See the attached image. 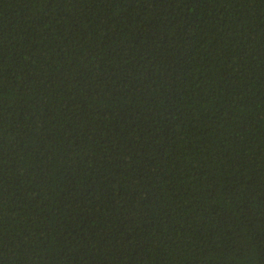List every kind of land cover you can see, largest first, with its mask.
<instances>
[{
	"label": "trees",
	"instance_id": "trees-1",
	"mask_svg": "<svg viewBox=\"0 0 264 264\" xmlns=\"http://www.w3.org/2000/svg\"><path fill=\"white\" fill-rule=\"evenodd\" d=\"M0 264H264V0H0Z\"/></svg>",
	"mask_w": 264,
	"mask_h": 264
}]
</instances>
